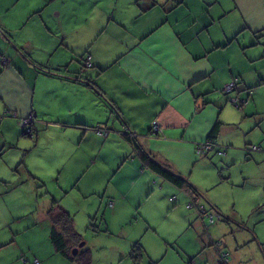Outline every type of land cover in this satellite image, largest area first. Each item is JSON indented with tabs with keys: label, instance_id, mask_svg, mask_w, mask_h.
<instances>
[{
	"label": "crops",
	"instance_id": "obj_1",
	"mask_svg": "<svg viewBox=\"0 0 264 264\" xmlns=\"http://www.w3.org/2000/svg\"><path fill=\"white\" fill-rule=\"evenodd\" d=\"M174 4L172 0H0V159L4 161L8 146L16 150L6 159L9 164L4 162L9 168L13 155L20 165L23 176L16 187L32 183L33 217L25 230H14L17 220L23 222L20 217L8 221L9 229L17 232L0 240V264L36 260L65 264L59 260L66 257L56 251L50 236L48 212L55 201L74 216L78 231L103 214L108 225L116 216L123 222L137 216L132 235H124L129 246L113 264H136L129 254L136 242L158 257L153 244L144 239L161 223L145 212L154 195L159 193L170 211L181 209L187 219L194 217L189 209L195 208L186 206L185 211L181 195L187 203L190 195L144 167L123 135L125 127L192 179L203 159L209 158L213 165L216 151L200 157L195 145L220 121L217 143L227 156L224 159L244 163L250 160L247 154L255 152L264 169V133L256 131L264 116V90L255 89L258 81L264 83V64L256 47L257 39L264 40L260 38L264 0ZM88 57L91 66L86 64ZM236 76L241 78L238 92L225 93ZM243 86L252 89L259 111L252 100L242 107L230 104V95L247 97ZM31 114L35 137L21 128L24 117ZM154 120L166 137L152 134ZM97 126L111 131L102 136L94 129ZM113 150L120 154L117 165L123 174L100 172L115 169L107 158ZM0 206V213H14L1 196ZM21 232L31 237L23 240ZM209 259L213 264L222 262L221 256ZM153 260L158 262L150 256Z\"/></svg>",
	"mask_w": 264,
	"mask_h": 264
},
{
	"label": "rangeland",
	"instance_id": "obj_2",
	"mask_svg": "<svg viewBox=\"0 0 264 264\" xmlns=\"http://www.w3.org/2000/svg\"><path fill=\"white\" fill-rule=\"evenodd\" d=\"M22 7L20 5V8ZM260 38H264V32ZM257 42V54L260 60L263 61L262 64H264V57H262L264 40L259 42L257 39ZM258 47H261V50H258L260 49ZM4 61L8 62L9 58L6 57ZM83 67L85 68V66ZM237 87L236 84L235 89H238ZM241 88L243 89L241 92L246 96L249 94L250 100L254 102L255 96L250 94V89H246L244 86ZM255 89L261 92L262 89L264 90V83L258 81ZM234 92L237 93L238 91ZM229 99L233 103L231 95ZM246 104L247 102L237 106L242 107ZM255 105H257V110L259 111V102L255 103ZM7 114L5 112L3 116ZM255 119L256 121L260 120L259 128L256 131L259 134L264 133V126H261L264 125V116L258 120V114H256ZM24 120L25 122H33L34 115H28L24 117ZM32 122L30 126H32ZM254 127L256 128L257 126L254 125ZM21 128L23 129V127ZM101 128L111 131L110 127ZM122 132L126 133V130L123 129ZM27 133H30L28 129ZM15 134L16 131L14 130L10 133L13 137H15ZM13 149L11 146L7 147L2 157L4 161L10 159V153L16 151ZM213 151H216V153H212L215 155L211 159L213 165H211L209 158L203 159L202 165L197 166L192 179L188 177L202 193L200 204L205 206V208L201 207L202 213L208 215L210 212L218 215V210H220L222 216H219L221 219H218L217 216L216 223L209 224V218L201 215L197 208L189 209L194 213V217L187 219L185 214L181 213V209L170 211L165 208L163 206L166 205L164 199L159 193L155 194L152 203L145 207V212L152 216L155 223L159 221L161 223L156 229H149V236L144 239L149 246L153 244L154 252L159 253V255L155 257L150 252L148 253L146 246L141 242L144 248V257L141 259L140 264H153L154 260L149 261L150 256L155 258L158 264H207L208 262L213 264L214 260L209 258L217 256L220 259L214 244L220 240L224 242V248L228 250L230 256L228 261H222L221 264H264V169L261 167L260 160H255V152L247 154L250 160L244 163L224 159L227 156L224 154L223 156L220 155L219 151L225 152L222 148H219L217 143H215ZM199 156L203 157L206 155ZM107 158L114 163L115 169L110 166L106 169H100L101 173L115 172V174L120 175L125 172L124 169L121 171L118 168L117 164L120 154L117 150L109 152ZM15 160L16 157L12 155L8 168L5 162L0 159V196L4 198L7 207L14 212L11 215H7L5 212L0 213V240L2 241L17 232L9 229L8 221L20 217L23 222L17 220L14 230L18 228L25 230L26 222L33 218L30 216L29 209L32 183H19L16 187L15 182L21 179L23 174L19 169L20 165L17 164L18 161ZM11 189L15 190L13 194H11ZM174 191L178 192L175 189ZM180 195L181 193H178V196ZM16 197L18 198V203L16 202ZM182 197L183 194L181 195L182 206H184L182 208L186 211L188 203ZM179 205L181 204L179 203L177 206ZM148 207L154 212L149 211ZM2 209L4 208L2 207ZM104 218V214L102 217L100 215L93 224L84 225L80 229L85 238L84 240H89L87 246L92 249L93 264H113L117 255L124 253V250L126 251L129 246L123 241L124 235H132L135 227L138 226L137 216L127 218L125 222H123L122 217L116 216L113 223L109 224L111 229L108 232L110 226L108 225V219ZM23 233L21 232L18 235L23 240L31 237V235L28 237L23 236ZM31 233H33V230ZM171 235L173 236L172 238H170ZM133 245L129 248H132ZM59 261L71 264L67 258H61Z\"/></svg>",
	"mask_w": 264,
	"mask_h": 264
},
{
	"label": "trees",
	"instance_id": "obj_3",
	"mask_svg": "<svg viewBox=\"0 0 264 264\" xmlns=\"http://www.w3.org/2000/svg\"><path fill=\"white\" fill-rule=\"evenodd\" d=\"M172 1L175 2L173 6H176V4L180 3L182 0H172ZM235 78L236 77H233L231 81H233ZM240 80L241 78L238 77V81L236 83L237 86L240 83ZM223 91L227 94L228 93L233 94L234 91H238V89H233L231 91H228L224 88ZM245 98L248 100L247 102L248 104L250 102L249 94ZM229 102L230 104H233V106L239 107L235 105L234 102L231 103L230 99ZM155 121L158 120H154L150 128V131L153 132L152 134L156 137H166L164 129L160 123L159 124L161 126V129L155 128ZM221 127L222 124L219 121L211 129L206 139L196 143L195 151L198 156H199L198 145L202 144L205 140H208L209 142L217 143V140L221 134ZM27 128L28 127L23 128L24 129L23 133L25 135L35 137V131L33 125L31 126V130L33 132L27 133ZM124 130H126V133H124L123 135L132 142L134 146V153L141 159V161L144 164V167L150 168L152 171L160 175L162 178L168 180L170 183H172L173 185L177 186L178 188L182 189L183 191H185L190 195L191 200L188 202L187 205L188 207L197 208L201 215H203L205 218H209V224L216 223L217 216L218 219L221 218L220 216H222V214L219 210H218V215H215L214 213H210L209 210H208L209 214L204 215L202 213L201 207L205 208V206L200 204L202 193L199 190V188L191 182L189 177L184 175L182 172L178 171L177 169H175L174 165H172V163H170L167 159L166 160L160 159L152 150L147 148L146 145L140 140L139 135L135 131L131 130L128 127H125ZM190 204H193V206H190ZM48 215L52 224L50 236L56 251L61 255H63L64 257H66L67 259H69L71 263L93 264L92 250L87 246V244L82 246L77 254L74 253L75 247H78L82 242L85 241L83 234L80 231H78L75 226L74 216L70 214L66 209H64L60 204H58L57 201H55L52 207L50 208ZM220 241H218L217 244ZM218 248L220 250L221 248L225 250L224 245L222 247L218 246ZM129 254L130 257L135 261V263L139 264L141 259L144 257V248L142 244L140 242H136L131 248ZM22 259L26 261L27 258L24 255L22 256ZM157 263L158 262L154 261L153 264H157Z\"/></svg>",
	"mask_w": 264,
	"mask_h": 264
},
{
	"label": "built area",
	"instance_id": "obj_4",
	"mask_svg": "<svg viewBox=\"0 0 264 264\" xmlns=\"http://www.w3.org/2000/svg\"><path fill=\"white\" fill-rule=\"evenodd\" d=\"M86 64H87V66H91L92 65L90 57H88L86 59ZM237 81H238V77L235 78L233 81L229 82L226 85L225 89L228 90V91H231V90L235 89ZM232 99H233V102L236 105H240L241 103L248 102V100L246 98L242 99L239 96L232 97ZM31 122H27V121L25 122V120L22 122L24 127H28L27 129H28V131H30V133L32 132L31 126H30ZM155 128L161 129V126H160L158 121H155ZM95 130L98 131V133H100L101 135H105V136H107L109 134V132H110L107 129L101 128V127H97V128H95ZM214 148H215V143L214 142L204 141L202 144L198 145L199 155H206L207 153L213 151ZM259 148H260L259 146H254V150H258ZM219 153H220V155L224 154L223 151H219ZM111 204H113V203H111ZM190 206H193V204H190ZM223 245H224L223 241H220L218 243L219 247H222ZM220 256H221V260L222 261H228L229 258H230L229 252H227L223 248H221V250H220ZM33 264H40V261L36 260Z\"/></svg>",
	"mask_w": 264,
	"mask_h": 264
},
{
	"label": "water",
	"instance_id": "obj_5",
	"mask_svg": "<svg viewBox=\"0 0 264 264\" xmlns=\"http://www.w3.org/2000/svg\"><path fill=\"white\" fill-rule=\"evenodd\" d=\"M86 244V241L82 242L78 247H75L74 253L77 254L82 246Z\"/></svg>",
	"mask_w": 264,
	"mask_h": 264
}]
</instances>
